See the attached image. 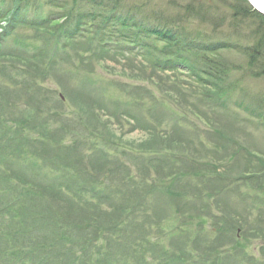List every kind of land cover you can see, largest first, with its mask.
<instances>
[{
	"label": "rangeland",
	"instance_id": "rangeland-1",
	"mask_svg": "<svg viewBox=\"0 0 264 264\" xmlns=\"http://www.w3.org/2000/svg\"><path fill=\"white\" fill-rule=\"evenodd\" d=\"M121 1L144 4L138 16L151 26L163 17L188 35L244 50L223 51L225 79L202 83L184 70L159 72L150 58L99 50L98 29L58 9L83 11L81 1L31 0L23 18L68 16L53 24L55 34L70 42L88 30L93 43L65 50L64 41L17 26L3 45L2 54L20 60L0 61V124L35 123L18 138L40 137L45 152L28 144L20 167L45 179L44 195L35 181L0 202L13 254L0 264H264V52L250 57L264 46V24L248 13L233 17L246 7L241 1ZM0 157V173L20 175ZM55 186L65 198L72 188L66 205L50 192ZM21 243L36 247L35 258Z\"/></svg>",
	"mask_w": 264,
	"mask_h": 264
},
{
	"label": "trees",
	"instance_id": "trees-1",
	"mask_svg": "<svg viewBox=\"0 0 264 264\" xmlns=\"http://www.w3.org/2000/svg\"><path fill=\"white\" fill-rule=\"evenodd\" d=\"M78 1H81L80 5L86 6H83V11L75 12L71 9H68L67 6H61L58 9L66 10V13H69L71 16L73 15L72 13H76L79 18L83 19V21L89 22L91 26L97 28L100 34L101 48L99 50L105 51L106 54H113L115 56L128 55L150 58L153 60V67L159 72H174L184 70V72H189L191 77L199 80L202 83H204L202 80H206V78L210 79L218 77L221 80H224L225 78L223 77L225 76L226 70L224 72V65H221V60L223 58H220V56L222 55V52L230 49L233 50V52H241V50H244L242 45L232 44L226 41L209 40L207 38H201V36L188 35L186 34L185 30L175 28V25H172L169 20L163 17L158 19V22L156 21L157 18L155 17L156 19H154V24L151 26L149 25L151 23L149 21L150 19L147 20L144 17L141 18L138 16L140 15L139 13H146V11H144V4H141V6L139 5V7L138 5H132L128 8L121 0H73V3H77ZM141 1L152 3L154 0ZM234 1H241L246 5V7H244L242 10H238L239 13H233V17L248 13V16H254L257 19H260L264 24V17L255 12L250 7L247 0ZM28 2L29 0H11V7L8 11L0 10V21L6 20L9 13H16L13 15L10 22V27L8 29L9 31L7 30L5 35L0 36V61L6 60L8 58L12 59L13 61L20 60L19 58L10 56L9 54L14 53L9 51L5 52V54L1 53L3 45L14 33V30L17 26L28 25L32 28H36L35 30L40 32L42 35L49 36L50 40H59L58 42L61 40L64 41V38H60L55 34V27H61V23L64 21V19H68V16H63L57 19H52V17H50L49 19L41 22L25 21L19 17V12L21 10V6ZM169 3L174 5L173 1H169ZM61 10L60 12H62ZM54 20L57 22L56 25ZM50 29L52 31H50ZM70 33V30L66 31V34ZM90 33H88V30H77V32H73L69 35L70 42L64 41L62 46L65 47L66 50L69 46L74 45L75 47H78L83 45V42H92L93 40L89 36ZM63 37H65V34ZM149 40H153L154 44L150 45ZM160 44L165 45L161 51L157 49V46ZM252 50L253 52L250 57L252 59H257L258 57L262 56L264 52V46H262V43H257V45L254 46ZM185 55L195 57V62H200L203 64V66L198 67L196 63L193 64L191 61H187L183 57ZM92 57L93 56L91 55V57H88V59L91 60ZM83 59L87 58L80 56V60ZM203 87H206V85H203ZM211 87L212 88L209 90L208 94L217 96L216 94L221 92L218 88L216 89L215 86L213 88L211 85ZM204 89L207 90V88ZM221 101V99L217 100L216 106H218ZM21 118L26 119L25 115L23 114ZM81 122L83 123V121ZM33 126H35L34 122H30V124H28L26 121H21L19 118L15 121L7 120L0 124V154L2 153L7 155V171L12 172L10 168L14 170L18 169L20 174L9 175V177L6 173H0V189H2V194H4V196L0 198V202L4 201L6 194L11 192L13 190L12 188L17 184H26V186H31L32 182L35 181H37L35 186H37L39 195H44L42 188H44L43 180L45 179V175H32V177H28L27 175H24L23 169L20 167L22 164L26 163L25 160L29 156V153L25 151V147L28 144L37 145L36 149L38 152H45L42 139L40 140V137L18 138L21 133L30 130L33 128ZM72 142L75 145L77 144L74 142V140H72ZM44 160L48 162L49 167V156H47ZM59 161L61 160H58L54 167L61 168V165H58ZM64 164H66V162ZM1 166L2 163H0V167ZM67 172L70 173L71 168H67ZM213 173L216 174L215 172ZM49 176L51 177L52 175ZM63 177L69 179V177L66 175H63ZM58 187L59 186H55L50 192H53L54 194H52L59 197L61 201H63V204L66 205L67 202L73 197L72 188L69 189L71 193L68 194L70 196L65 198L66 196L64 194L55 192ZM50 192L48 194H50ZM58 218L59 217H57L55 221ZM0 235V258L3 257L5 259L10 255H13L6 247V243L11 238V236L2 232L1 229ZM3 236H7V239H4ZM27 245L28 247L26 248V251H24L23 248H25ZM32 247L33 245L25 243L20 244V248L24 253H32V258H35V252H37V249L34 247L32 251Z\"/></svg>",
	"mask_w": 264,
	"mask_h": 264
},
{
	"label": "bare ground",
	"instance_id": "bare-ground-1",
	"mask_svg": "<svg viewBox=\"0 0 264 264\" xmlns=\"http://www.w3.org/2000/svg\"><path fill=\"white\" fill-rule=\"evenodd\" d=\"M251 3L256 9L264 12V0H251Z\"/></svg>",
	"mask_w": 264,
	"mask_h": 264
},
{
	"label": "water",
	"instance_id": "water-1",
	"mask_svg": "<svg viewBox=\"0 0 264 264\" xmlns=\"http://www.w3.org/2000/svg\"><path fill=\"white\" fill-rule=\"evenodd\" d=\"M261 1V0H260ZM259 11V10H258ZM260 13H264V12H261V11H259Z\"/></svg>",
	"mask_w": 264,
	"mask_h": 264
}]
</instances>
